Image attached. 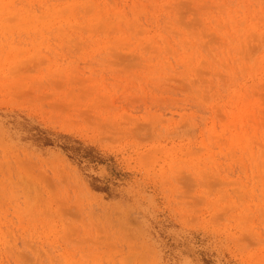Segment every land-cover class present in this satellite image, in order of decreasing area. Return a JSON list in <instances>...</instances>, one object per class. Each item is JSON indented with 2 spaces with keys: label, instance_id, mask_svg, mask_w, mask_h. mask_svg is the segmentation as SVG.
Instances as JSON below:
<instances>
[{
  "label": "rangeland",
  "instance_id": "obj_1",
  "mask_svg": "<svg viewBox=\"0 0 264 264\" xmlns=\"http://www.w3.org/2000/svg\"><path fill=\"white\" fill-rule=\"evenodd\" d=\"M0 264H264V0H0Z\"/></svg>",
  "mask_w": 264,
  "mask_h": 264
}]
</instances>
